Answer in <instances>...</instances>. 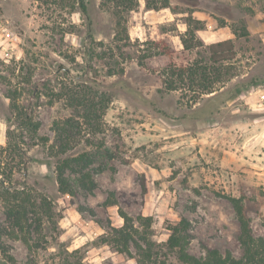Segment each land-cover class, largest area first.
Returning a JSON list of instances; mask_svg holds the SVG:
<instances>
[{"label": "rangeland", "instance_id": "obj_1", "mask_svg": "<svg viewBox=\"0 0 264 264\" xmlns=\"http://www.w3.org/2000/svg\"><path fill=\"white\" fill-rule=\"evenodd\" d=\"M76 1L0 0V17L18 34L21 48L18 59L0 58V147L16 120L9 98L40 122L39 134L51 142V123L61 110L54 94L85 77H103L105 65L95 62V55L91 59L83 44L96 55L99 42L112 44L114 3L87 0L83 14ZM162 1L134 0L133 9L122 12L132 46L125 49L124 73L104 81L111 92L104 140L115 157L94 173L95 189L78 191L75 198L58 191L45 151L30 148L12 182L49 197L52 217L42 221L44 247L31 256L20 239L3 236L14 262L0 254V264H143L133 247L129 257L101 241L109 226L122 225L118 208L139 230L137 217H151L147 231L159 255L167 225L183 216L191 224V254L203 256L209 247L238 257L239 224L230 197L241 199L253 234L264 238V103L258 100L264 88V0H168V7ZM188 28L204 44L231 38L236 51L226 63L232 75L215 85V95L204 94L193 105L188 90L166 91L158 74L169 56L177 55V62L189 58L180 42ZM150 42L158 43L151 52L169 46L173 53L147 58L150 67L142 68L139 48L154 46ZM199 51L192 48V57ZM107 196L117 204H105ZM77 204L93 210L101 224L79 213ZM3 205L0 199V227L6 225ZM167 264L182 263L170 258Z\"/></svg>", "mask_w": 264, "mask_h": 264}, {"label": "trees", "instance_id": "obj_2", "mask_svg": "<svg viewBox=\"0 0 264 264\" xmlns=\"http://www.w3.org/2000/svg\"><path fill=\"white\" fill-rule=\"evenodd\" d=\"M111 1L114 3L113 12L116 16V31L112 44L99 42L98 55L94 54V50H87L86 43L83 44L86 54L91 59L95 55L94 61L101 63L102 66L105 65L104 68L102 67L103 77L97 80L95 76H89L77 85L65 84L64 92L60 94L56 92L54 97L52 96L55 101H59L61 110L51 123L54 132L51 142L47 136L39 134L40 122L27 115L14 98H9L12 101L11 107L16 114V120H13V127L6 131L5 146L0 147V199L4 203L6 219V225L0 227V254L8 263L14 262V257L8 254L7 246L1 238L7 236L11 239H20L31 256L33 250L44 247L45 241L41 235L42 221L44 218L50 221L52 217L53 204L49 197L37 194L27 185L18 187L12 182L13 173L24 168V155L30 148L39 146L45 151L53 165L58 191L75 198L78 191L92 192L95 189L94 173L103 170L107 161L115 157L114 150L108 149L104 140L103 114L111 101L110 86L105 85L104 81L109 76H120L124 73L125 49L132 44L122 12L132 10L135 2L134 0ZM76 5L83 14L87 13V0H77ZM168 5V0L162 1V7ZM148 7L156 6L148 4ZM232 33L237 34L235 30ZM245 34L248 32L244 28L243 35ZM180 42L182 52L189 54L188 59H183L184 62L175 61L173 58L177 59V55L169 56L173 53L169 46H164L159 52H151L152 49L158 48V43L150 42L154 46L139 48L137 64L142 68H148L150 66L145 62L147 58L168 55L169 62L158 71L163 87L166 91L188 90L190 92L188 101L193 105L202 95L216 93L218 88L215 85L222 83L224 76L232 75L226 69V63L235 57L236 51L231 38L204 44L189 28L185 35L180 36ZM194 47L202 48L201 52H195V55H198L196 57H192L191 54ZM146 51H150L149 54H146ZM105 59L109 62H105ZM91 67L89 64L88 68ZM65 108L69 109L67 114L64 113ZM115 146L117 147L118 144ZM110 195L112 196V193ZM111 196H107L104 203L116 205V199ZM229 200L239 224L237 241L240 255L238 257L230 251L222 253L216 248L209 247L205 248L203 256L191 254L188 251L191 224L183 216L167 225V239L158 244L160 256L154 251L157 244L147 231L152 222L151 217H137L143 228L139 230L134 226L133 218L120 208L118 214L123 219L122 225L109 226L110 232H107L101 241L129 257L133 256L131 252L133 247L136 261L143 264H167L170 258L182 264H264V238L253 234L250 219L245 213L241 199L230 197ZM77 210L79 213L87 212L98 224H101V220L96 218L93 210L84 208L80 204H77ZM28 261L26 264H31Z\"/></svg>", "mask_w": 264, "mask_h": 264}, {"label": "built area", "instance_id": "obj_3", "mask_svg": "<svg viewBox=\"0 0 264 264\" xmlns=\"http://www.w3.org/2000/svg\"><path fill=\"white\" fill-rule=\"evenodd\" d=\"M21 54L20 38L0 17V58L2 60L18 59ZM258 100L264 103V88L259 89Z\"/></svg>", "mask_w": 264, "mask_h": 264}]
</instances>
